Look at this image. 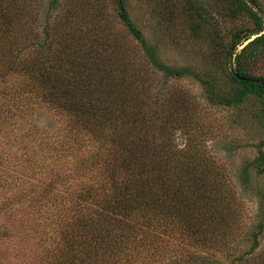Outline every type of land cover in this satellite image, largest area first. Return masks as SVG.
Wrapping results in <instances>:
<instances>
[{
	"label": "trees",
	"instance_id": "1",
	"mask_svg": "<svg viewBox=\"0 0 264 264\" xmlns=\"http://www.w3.org/2000/svg\"><path fill=\"white\" fill-rule=\"evenodd\" d=\"M223 3L232 18L242 15L253 24L252 29L232 33L231 42L222 47L227 81L191 67L164 65L156 47L149 46L132 22L125 0L118 1L117 17L145 61L166 77L196 79L210 105L239 106L250 97L264 103V84L240 81L233 73L261 80L250 74L264 54L260 4L257 0ZM36 4V0H0V86L9 84L19 91L17 99L39 101L71 119L69 136L75 130L86 134L85 150L94 162L91 170L99 166L103 172L100 185L65 188L57 194L64 209L73 206L77 215L73 222L60 223L63 231L55 264H154L183 246L223 252L237 239L239 212L232 190L218 172L221 167L189 137L191 118L185 111L154 116L142 106H146V76L125 64V53L114 49L117 43L108 45L109 34L99 15L82 21L83 27L74 19L47 21L41 30L43 40L28 39L34 35L24 22ZM191 8L202 20L197 7ZM16 86L29 93L24 97ZM254 116L262 121L259 114ZM161 117L160 124L149 120ZM174 131L186 137L181 149L170 140ZM51 186L57 188L50 184L43 191L44 199L53 191ZM261 213L264 217V209ZM263 234L261 218L246 232L251 247L237 264H264V248L256 254ZM215 261L194 251L168 258L169 264Z\"/></svg>",
	"mask_w": 264,
	"mask_h": 264
},
{
	"label": "rangeland",
	"instance_id": "2",
	"mask_svg": "<svg viewBox=\"0 0 264 264\" xmlns=\"http://www.w3.org/2000/svg\"><path fill=\"white\" fill-rule=\"evenodd\" d=\"M118 1L36 0L24 22L34 35L28 39L43 40L41 30L47 21L56 24L74 19L83 27L82 21L99 15L109 34L108 45L117 43L114 49L125 53V64L146 76V106H142L154 116L161 111L186 112L192 120L189 137L202 145L214 165L221 167L218 172L232 190L239 212L237 239L223 252L190 247L185 250L183 246L154 264H169L168 258L178 259L193 251L211 257L217 264H237L236 260L251 247L246 232L264 218V103L250 97L239 106H212L193 77H166L154 69L119 21ZM257 2L264 16V0ZM191 5L197 7L202 20ZM125 7L149 46L156 47L164 65L191 67L200 74L215 75L216 79L225 77V81L228 77L222 47L231 42L235 31L253 27L245 16L232 18L223 0H125ZM251 68V76L264 81V54ZM16 87L24 97L29 93ZM15 92L19 93L9 84L0 86V264H55L63 225L65 221L73 222L77 215L73 206L64 209L57 194L65 188L100 185L103 172L99 166L91 170L94 162L85 150L86 134L75 130L69 136L71 119L39 101L23 102ZM137 103L134 106L140 110ZM161 119L149 118L151 123L159 124ZM182 133L174 131L170 135L178 149L186 141ZM50 184L57 188L51 186L53 191L44 199L43 191ZM263 248L264 234L256 254Z\"/></svg>",
	"mask_w": 264,
	"mask_h": 264
},
{
	"label": "water",
	"instance_id": "3",
	"mask_svg": "<svg viewBox=\"0 0 264 264\" xmlns=\"http://www.w3.org/2000/svg\"><path fill=\"white\" fill-rule=\"evenodd\" d=\"M232 71H234V69H232ZM234 73V76L240 80V81H245V82H258V83H261V84H264V81L263 80H255V79H248V78H244V77H240L238 74H236L235 72Z\"/></svg>",
	"mask_w": 264,
	"mask_h": 264
}]
</instances>
